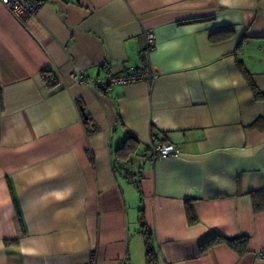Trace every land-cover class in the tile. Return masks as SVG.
<instances>
[{"label": "crops", "instance_id": "crops-1", "mask_svg": "<svg viewBox=\"0 0 264 264\" xmlns=\"http://www.w3.org/2000/svg\"><path fill=\"white\" fill-rule=\"evenodd\" d=\"M148 30L162 75L102 89L106 63L142 64ZM239 62L264 93V0H44L25 23L0 1V264H149L140 205L156 264H264L250 195L264 188V98ZM81 69L96 82H74ZM128 135L130 178L113 164ZM164 142L183 154L149 161ZM217 235L249 236L248 251H202Z\"/></svg>", "mask_w": 264, "mask_h": 264}, {"label": "built area", "instance_id": "built-area-1", "mask_svg": "<svg viewBox=\"0 0 264 264\" xmlns=\"http://www.w3.org/2000/svg\"><path fill=\"white\" fill-rule=\"evenodd\" d=\"M11 13L21 22H27L35 16L44 4V0H0ZM72 1V0H67ZM145 46L141 52L143 62L139 67H128L121 72H115L111 63L104 65L105 77L100 78L97 84L108 91L111 87L121 84L129 85L139 82L152 83L158 80L162 71L154 67L150 55L156 47V33L154 30L145 32ZM71 79L77 83H95V79L88 76L85 70L81 69L70 74ZM183 150L172 142L153 144L148 152L147 159L151 162L171 156H181ZM258 260L264 261V251L257 253ZM85 264H96L95 256L91 255ZM119 264H129L127 257H123Z\"/></svg>", "mask_w": 264, "mask_h": 264}, {"label": "trees", "instance_id": "trees-1", "mask_svg": "<svg viewBox=\"0 0 264 264\" xmlns=\"http://www.w3.org/2000/svg\"><path fill=\"white\" fill-rule=\"evenodd\" d=\"M223 32L224 31H217L215 33H212L211 34L212 40H222L232 35V31H230L227 34ZM239 68L240 71L244 74L245 78L247 79L253 91L254 97L256 99L264 98V93L258 88V86L253 81L252 74L245 66V64L239 62ZM43 75L48 83H52V85L55 84L54 82L55 78L54 75H52L51 71L46 70L43 73ZM80 106H82L81 102H80ZM84 119L90 131L91 118L86 113L85 110H84ZM139 150H140V142L131 135H128L124 143L120 147L114 150L113 164L115 170H117L121 175H124L127 178H130L131 176H135L136 174L133 172V170L130 167H127V164L134 155L138 154ZM148 152L146 154V157L148 156ZM133 184H135L136 188H138L140 195L142 196V191L140 190V184L137 183L136 181L135 182L133 181ZM250 195L252 198L254 211L256 213L264 212V188L253 191L251 192ZM188 218L190 222L195 221V218L189 206H188ZM139 222L142 227L141 232L144 236V241H145L146 260L149 264H156L158 260V255H157V250L155 248L154 236H153V232L149 230V227L147 226V223L145 221L143 205H140V209H139ZM220 243H226L232 249L236 250L239 254L242 255L248 251L249 236L244 235L238 238H227L222 235H217L202 243L201 250L206 251ZM124 257H127L129 264H132L129 259V256L126 255Z\"/></svg>", "mask_w": 264, "mask_h": 264}, {"label": "rangeland", "instance_id": "rangeland-1", "mask_svg": "<svg viewBox=\"0 0 264 264\" xmlns=\"http://www.w3.org/2000/svg\"><path fill=\"white\" fill-rule=\"evenodd\" d=\"M136 158H138V157H136ZM134 161H136V162H137V159H136V160H134Z\"/></svg>", "mask_w": 264, "mask_h": 264}]
</instances>
